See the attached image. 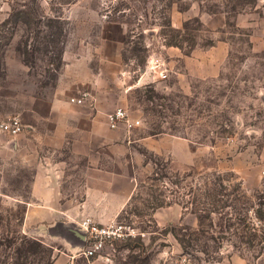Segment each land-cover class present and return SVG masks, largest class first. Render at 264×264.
Returning <instances> with one entry per match:
<instances>
[{"label": "rangeland", "instance_id": "1", "mask_svg": "<svg viewBox=\"0 0 264 264\" xmlns=\"http://www.w3.org/2000/svg\"><path fill=\"white\" fill-rule=\"evenodd\" d=\"M83 91L149 142L129 143L137 186L114 218L135 236L102 256L264 264V0H0V117L46 122L53 94ZM14 142L0 134V264H53L67 247L26 222L36 167Z\"/></svg>", "mask_w": 264, "mask_h": 264}, {"label": "crops", "instance_id": "2", "mask_svg": "<svg viewBox=\"0 0 264 264\" xmlns=\"http://www.w3.org/2000/svg\"><path fill=\"white\" fill-rule=\"evenodd\" d=\"M70 98L53 94L46 122L36 114L28 121L23 116V131L12 137L15 150L26 152L36 167L30 186L32 202L26 211L28 224L48 227L57 221L79 222L85 216L106 223L126 210L135 193L137 179L130 171L128 146L149 144L148 140L136 137L129 142L131 133L122 127L110 128L107 113L94 112ZM159 140L169 145L165 137L152 141ZM44 147L47 151L40 155ZM122 162L127 164L124 171ZM63 241L67 253L57 255L53 264H118L102 255L79 260L77 248Z\"/></svg>", "mask_w": 264, "mask_h": 264}, {"label": "built area", "instance_id": "3", "mask_svg": "<svg viewBox=\"0 0 264 264\" xmlns=\"http://www.w3.org/2000/svg\"><path fill=\"white\" fill-rule=\"evenodd\" d=\"M146 70L150 73H156L160 79H166L168 68L159 57H150ZM88 92L83 91L79 96H73L71 101L78 104H85ZM107 122L110 128L122 127L130 132L140 125L138 118H132L123 107H116L106 114ZM24 129L22 119L18 115H6L0 117V134L16 136ZM85 231V246L77 249L76 254L86 259L102 255L109 249L114 250V244L118 241H124L135 236V229L131 224L112 219L106 223H100L90 216L83 217L77 222ZM107 257V255H106Z\"/></svg>", "mask_w": 264, "mask_h": 264}, {"label": "water", "instance_id": "4", "mask_svg": "<svg viewBox=\"0 0 264 264\" xmlns=\"http://www.w3.org/2000/svg\"><path fill=\"white\" fill-rule=\"evenodd\" d=\"M58 227V230L53 233V236H59L72 247L82 249L85 246L86 231L74 221H57L54 225L49 227Z\"/></svg>", "mask_w": 264, "mask_h": 264}]
</instances>
